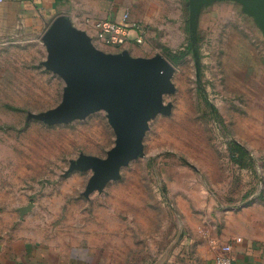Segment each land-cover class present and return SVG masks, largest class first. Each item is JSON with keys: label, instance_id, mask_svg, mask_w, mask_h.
Returning a JSON list of instances; mask_svg holds the SVG:
<instances>
[{"label": "rangeland", "instance_id": "obj_1", "mask_svg": "<svg viewBox=\"0 0 264 264\" xmlns=\"http://www.w3.org/2000/svg\"><path fill=\"white\" fill-rule=\"evenodd\" d=\"M123 1L149 19L139 44L148 56L193 44L183 59L168 57L172 113L150 122L144 156L86 197L91 171L64 172L81 152L105 157L114 145L106 112L69 124L28 120L61 101L64 81L35 64L34 44L25 61L0 47V224L68 235L90 227L105 239L108 264H165L227 211L264 202V28L241 0L202 5L194 33L189 0Z\"/></svg>", "mask_w": 264, "mask_h": 264}, {"label": "water", "instance_id": "obj_2", "mask_svg": "<svg viewBox=\"0 0 264 264\" xmlns=\"http://www.w3.org/2000/svg\"><path fill=\"white\" fill-rule=\"evenodd\" d=\"M214 0H189L190 27L196 30L202 5ZM248 13L264 28V0H241ZM47 50L42 64L64 81L61 101L46 110L27 113L47 125L69 124L98 111H105L115 133V143L105 157L81 152L69 162L64 175L91 171L83 194L102 192L112 180L121 178V170L144 156V138L150 122L158 115H170L173 102L165 96L176 91L175 66L162 53L134 55L129 49L106 51L92 36L76 26L69 15L58 14L42 35ZM34 203L19 208L21 216Z\"/></svg>", "mask_w": 264, "mask_h": 264}, {"label": "crops", "instance_id": "obj_3", "mask_svg": "<svg viewBox=\"0 0 264 264\" xmlns=\"http://www.w3.org/2000/svg\"><path fill=\"white\" fill-rule=\"evenodd\" d=\"M123 0H2L0 1V47L11 51L18 61L27 59V48L34 44L38 50L35 64L43 65L47 56L42 35L58 14H67L73 23L91 36L96 28L93 21L120 16L128 10ZM125 6V8H124ZM130 11V9L128 10ZM131 19L146 24L147 17L130 11ZM100 48H103L100 46ZM104 49V48H103ZM109 49V50H108ZM107 51H117L109 46ZM123 49L134 55L148 56L144 48L130 41ZM37 65V64H36ZM22 207V206H21ZM19 226L27 220L21 216ZM220 225L205 238H198L189 248L170 254L165 264H216L221 250L214 241L233 245V264H264V202L251 203L231 209L220 216ZM6 218L0 224V264H108L105 239L83 228L81 233L68 235L59 231L29 233L22 227L13 228ZM102 232V237L105 235ZM99 236V237H98Z\"/></svg>", "mask_w": 264, "mask_h": 264}, {"label": "built area", "instance_id": "obj_4", "mask_svg": "<svg viewBox=\"0 0 264 264\" xmlns=\"http://www.w3.org/2000/svg\"><path fill=\"white\" fill-rule=\"evenodd\" d=\"M93 23L96 33L92 38L98 47L112 46L119 51L130 41L142 44L146 40L147 26L142 22L132 20L128 10L120 16L94 20ZM213 245L221 250V254L216 258V264H233V245L231 243L221 244L214 241Z\"/></svg>", "mask_w": 264, "mask_h": 264}, {"label": "trees", "instance_id": "obj_5", "mask_svg": "<svg viewBox=\"0 0 264 264\" xmlns=\"http://www.w3.org/2000/svg\"><path fill=\"white\" fill-rule=\"evenodd\" d=\"M192 46H193V44L189 43L186 48L178 50V51H172V50L167 49V52H168L167 55L172 61L177 62L180 59H183L184 57H186V55H188V53L191 52ZM235 147L237 149L243 151V149H242V147L240 145L235 144Z\"/></svg>", "mask_w": 264, "mask_h": 264}]
</instances>
